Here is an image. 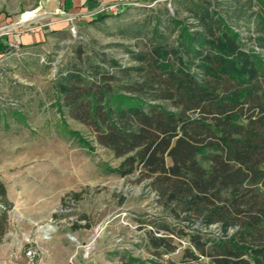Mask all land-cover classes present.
Instances as JSON below:
<instances>
[{"label": "trees", "instance_id": "trees-1", "mask_svg": "<svg viewBox=\"0 0 264 264\" xmlns=\"http://www.w3.org/2000/svg\"><path fill=\"white\" fill-rule=\"evenodd\" d=\"M183 1L191 20L177 9L150 17L145 49L128 51L133 64L70 70L56 92L122 158L109 171L137 172L156 193L167 213L146 232L156 256L178 252L177 239L187 245L168 264H264V0H254L260 31L249 39L211 4ZM0 205L1 237V182Z\"/></svg>", "mask_w": 264, "mask_h": 264}, {"label": "rangeland", "instance_id": "rangeland-1", "mask_svg": "<svg viewBox=\"0 0 264 264\" xmlns=\"http://www.w3.org/2000/svg\"><path fill=\"white\" fill-rule=\"evenodd\" d=\"M200 1L217 9L245 39L260 31L256 1ZM180 3L0 0L2 32L17 39L31 33L40 41L27 47L17 43L0 56V182L9 204L0 264H15L28 245L41 251L55 245L58 235L71 255L77 252L76 264H126L129 257L136 264H168L179 259L186 240L174 239L180 250L161 257L148 245L146 232L154 219L167 217L148 181L137 172L121 177L109 171L122 158L71 117L56 86L70 70L90 76L88 67L102 60L133 64L128 51L145 49L150 17L174 9L180 19L189 17L187 2Z\"/></svg>", "mask_w": 264, "mask_h": 264}, {"label": "crops", "instance_id": "crops-1", "mask_svg": "<svg viewBox=\"0 0 264 264\" xmlns=\"http://www.w3.org/2000/svg\"><path fill=\"white\" fill-rule=\"evenodd\" d=\"M2 31H4V28L1 26V21H0V56L3 53H5L9 49V47H12V44L14 43H19L23 47H27L36 42H40L39 40L38 41L34 40L33 35L31 33H23V35L19 37V39H17L15 35L6 34L3 33ZM74 234L76 237V232ZM79 237L80 236L77 234V238ZM55 240H56L55 245L43 248L42 252L46 260L50 264H67V260L71 255V251L69 250V248L67 249L65 243L66 241L65 239H63V235L56 236Z\"/></svg>", "mask_w": 264, "mask_h": 264}, {"label": "built area", "instance_id": "built-area-1", "mask_svg": "<svg viewBox=\"0 0 264 264\" xmlns=\"http://www.w3.org/2000/svg\"><path fill=\"white\" fill-rule=\"evenodd\" d=\"M13 48L17 47V43L12 44ZM71 241L75 239L69 236ZM77 257V252L74 251L72 255L67 260V264H75ZM15 264H50L46 260L43 252L36 246L28 245L22 251V257L20 260L16 261Z\"/></svg>", "mask_w": 264, "mask_h": 264}, {"label": "bare ground", "instance_id": "bare-ground-1", "mask_svg": "<svg viewBox=\"0 0 264 264\" xmlns=\"http://www.w3.org/2000/svg\"><path fill=\"white\" fill-rule=\"evenodd\" d=\"M51 230H52V228L49 227L48 229H46L45 233L47 234Z\"/></svg>", "mask_w": 264, "mask_h": 264}]
</instances>
